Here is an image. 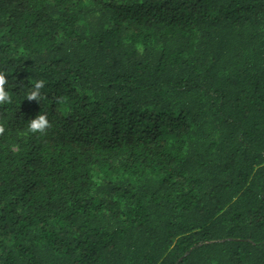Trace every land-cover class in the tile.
Segmentation results:
<instances>
[{
    "label": "trees",
    "instance_id": "trees-1",
    "mask_svg": "<svg viewBox=\"0 0 264 264\" xmlns=\"http://www.w3.org/2000/svg\"><path fill=\"white\" fill-rule=\"evenodd\" d=\"M0 72V264H264V0H0Z\"/></svg>",
    "mask_w": 264,
    "mask_h": 264
},
{
    "label": "clouds",
    "instance_id": "clouds-1",
    "mask_svg": "<svg viewBox=\"0 0 264 264\" xmlns=\"http://www.w3.org/2000/svg\"><path fill=\"white\" fill-rule=\"evenodd\" d=\"M6 83L4 74L0 72V105L11 104L12 97L8 91H5L4 85ZM44 81L42 79L34 82L35 91L26 92V97L31 99L38 98V90L43 86ZM52 128V124L46 118L45 113H38L37 116L27 123V132L32 134H39L41 136L47 134L48 130ZM4 127L0 124V134H3Z\"/></svg>",
    "mask_w": 264,
    "mask_h": 264
}]
</instances>
